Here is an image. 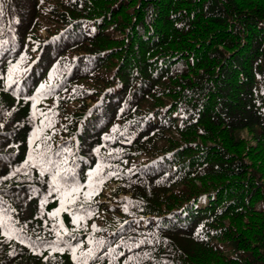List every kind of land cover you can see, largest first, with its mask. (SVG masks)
<instances>
[{
	"label": "trees",
	"instance_id": "trees-1",
	"mask_svg": "<svg viewBox=\"0 0 264 264\" xmlns=\"http://www.w3.org/2000/svg\"><path fill=\"white\" fill-rule=\"evenodd\" d=\"M0 125V197L24 229L0 232V264H73L38 239L59 207L40 208L38 170L2 180L37 128L69 183L103 166L76 232L106 242L94 264H264V0H0Z\"/></svg>",
	"mask_w": 264,
	"mask_h": 264
},
{
	"label": "snow or ice",
	"instance_id": "snow-or-ice-1",
	"mask_svg": "<svg viewBox=\"0 0 264 264\" xmlns=\"http://www.w3.org/2000/svg\"><path fill=\"white\" fill-rule=\"evenodd\" d=\"M21 59L23 60L24 58L22 57ZM3 82L5 90L18 83V65L11 64L10 62L7 77ZM52 90L53 86L51 84H40L39 88L36 90L37 95L29 98L33 100L32 107L35 109L39 98ZM35 115L36 112L34 111L33 116L35 117ZM40 115L48 120L47 126L51 127V118L48 117L47 113L41 112ZM41 123L43 124V121ZM0 127H2V125H0ZM42 131V128H37L32 132L31 137L29 138L30 151L27 153L26 159L21 166L15 167L10 175L3 176L2 180L7 181L11 176H16L21 172L30 180L32 179L30 174L31 170L37 169L40 182L47 186L46 195L39 202L40 208L43 209L45 207L48 203V197L51 196H55L59 202V207L47 213L49 219H54L57 222V224L50 229V231L55 233L56 238L54 241H48L38 237V239L41 240V246H46L51 252H58L61 254L67 252L71 257L73 264H94L96 261H102L104 256L101 255L100 252L104 248L106 242L103 239H89V245L94 244L95 247H88L84 250L82 244L77 240L76 232L79 229L81 222H83L86 217L90 218L93 215L90 206L93 197L99 195V191L104 183V177L101 175L103 166L97 165L92 172L88 173V183L84 186L87 188V191H83L80 185L69 183L66 177L69 173H72L74 180L75 174L72 169L61 167L62 164H67L68 160L64 159L59 163L53 162L48 157L47 151H45L46 145L36 143V141L41 138L40 133ZM44 139L46 140L48 137H45ZM32 145H35V147H31ZM65 151H67V149ZM95 151L99 152V149H96ZM46 175L50 176V182L43 179ZM108 175H115V173H109ZM0 191H2V189H0ZM81 197L83 198L81 199ZM4 204L5 202L2 197H0V232H2L9 240L15 237L23 242V237L19 235V233L24 231L23 227L16 229L15 224L17 221H14L13 217L8 215L9 211L14 212L15 209L5 208L3 207ZM81 211L86 215H80ZM125 211H127V208H125ZM61 213H67L71 218V223L76 227L72 230L65 228L63 221L59 219ZM92 228L93 231H100L95 225H93ZM74 240L77 242L72 243ZM141 243H143V241H141ZM109 251L115 252V249L109 248ZM121 255H123V253H121ZM44 259L47 260L49 257L45 256Z\"/></svg>",
	"mask_w": 264,
	"mask_h": 264
}]
</instances>
